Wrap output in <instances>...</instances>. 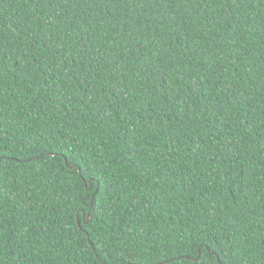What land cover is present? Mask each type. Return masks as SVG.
Masks as SVG:
<instances>
[{
    "label": "trees",
    "instance_id": "trees-1",
    "mask_svg": "<svg viewBox=\"0 0 264 264\" xmlns=\"http://www.w3.org/2000/svg\"><path fill=\"white\" fill-rule=\"evenodd\" d=\"M162 258L264 264V0H0V264Z\"/></svg>",
    "mask_w": 264,
    "mask_h": 264
},
{
    "label": "water",
    "instance_id": "water-1",
    "mask_svg": "<svg viewBox=\"0 0 264 264\" xmlns=\"http://www.w3.org/2000/svg\"><path fill=\"white\" fill-rule=\"evenodd\" d=\"M64 160L66 161V158H64ZM91 187V185H90V183H89V188ZM87 218L89 219L90 218V215H89V213H87ZM87 222V220H85V223ZM88 240H89V238H88ZM199 255V254H198ZM198 257V256H197ZM185 258H190V259H194V258H192V257H188V256H185ZM217 258V260H219V258H218V256L216 257ZM168 260H170V259H168Z\"/></svg>",
    "mask_w": 264,
    "mask_h": 264
},
{
    "label": "snow or ice",
    "instance_id": "snow-or-ice-1",
    "mask_svg": "<svg viewBox=\"0 0 264 264\" xmlns=\"http://www.w3.org/2000/svg\"><path fill=\"white\" fill-rule=\"evenodd\" d=\"M162 264H168L167 258H162Z\"/></svg>",
    "mask_w": 264,
    "mask_h": 264
}]
</instances>
